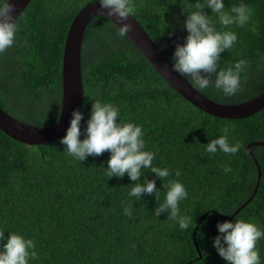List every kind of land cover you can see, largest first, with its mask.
<instances>
[{
    "label": "trees",
    "instance_id": "16d2710c",
    "mask_svg": "<svg viewBox=\"0 0 264 264\" xmlns=\"http://www.w3.org/2000/svg\"><path fill=\"white\" fill-rule=\"evenodd\" d=\"M193 2L134 0L133 17L170 62L175 44L184 42V12L193 10ZM240 2L225 0L226 6ZM243 2L252 15L243 27L232 26L238 40L221 54L220 64L249 62L241 74V90L225 97L212 88L197 89L184 76L217 103L238 104L264 90V0ZM88 4L31 0L18 16L16 42L0 54V108L8 115L40 128L57 123L66 33L76 13ZM111 23L95 17L84 31L81 128L96 99L117 106L120 120L140 124L147 150L156 153L153 164L171 172L162 181L145 173L147 179H155L160 199L146 195L133 201L129 196L133 182L127 174L105 175L107 151L79 162L66 154L60 138L27 146L0 131V228L35 240L37 258L29 264H226L212 247L218 221L240 218L264 229V146H251L261 171L256 194L228 219L256 183L257 170L246 146L264 142V109L237 120L197 109L165 83L127 37H118ZM225 127L229 141L239 142L241 150L234 156L207 153L206 144ZM223 166L231 172L223 173ZM175 170H180L179 177ZM173 179L189 193L180 204L181 212L193 217L188 230H181L166 214H153L167 191L162 185ZM125 207H131V216L123 214ZM256 246L264 264V239Z\"/></svg>",
    "mask_w": 264,
    "mask_h": 264
},
{
    "label": "clouds",
    "instance_id": "9594fccd",
    "mask_svg": "<svg viewBox=\"0 0 264 264\" xmlns=\"http://www.w3.org/2000/svg\"><path fill=\"white\" fill-rule=\"evenodd\" d=\"M88 3L99 5L96 16L111 18V26L118 37L124 38L132 30V24L128 20L136 11L134 0H88ZM17 7L18 4L13 0H0V54L13 47L16 42ZM192 9L184 12L182 27L187 34L182 44L176 43L174 46L171 69L181 76L189 77L201 91L212 88L225 97H232L241 90V74L247 71L249 62L239 59L230 66L221 67V54L235 46L238 37L231 28L246 25L252 9L243 0L231 6H226L225 0H194ZM168 35H174V30ZM119 117V108L113 103L92 100L82 129L83 113L73 108L68 127L59 143L64 146L69 157L79 162L107 151L109 158L107 167L104 168L108 178H122L127 174L133 182L129 192L133 201L146 195L159 200L160 189L157 188L155 179H147L145 173H152L162 181L171 175L170 169L153 164L156 153L147 150L142 126L124 122ZM222 133L206 144V152L236 155L242 145L229 141V128H223ZM222 171L227 174L231 172V168L223 166ZM180 175V170H175V176ZM162 187L167 188V191L163 202L153 209L154 216L166 214L181 230H188L193 224V217L181 212L180 204L189 196L184 184L173 179ZM123 214L131 216V207H125ZM216 229L217 235L212 238V247L226 264H261L256 245L264 239V229L258 224L234 218L231 221H218ZM5 232L8 233L7 237ZM36 258L34 239L0 228V264H29L30 260Z\"/></svg>",
    "mask_w": 264,
    "mask_h": 264
},
{
    "label": "water",
    "instance_id": "95a60500",
    "mask_svg": "<svg viewBox=\"0 0 264 264\" xmlns=\"http://www.w3.org/2000/svg\"><path fill=\"white\" fill-rule=\"evenodd\" d=\"M30 1L31 0H13L14 3L18 4L16 19ZM98 9V4H88L84 6L76 13L69 24L63 46L61 73L62 95L57 123L50 128H40L15 119L0 108V131L4 135L27 146H38L53 142L65 134L71 110L75 108L80 111L83 103L84 90L81 73L82 39L87 24L93 18L98 17L96 16ZM106 19L109 20L111 18ZM128 22L132 24V30L126 37L136 47L153 70L161 76L165 83L197 109L212 116L230 120L250 117L264 109V90L259 95L238 104L217 103L204 97L184 76H181L171 69V62L154 44L134 17H129ZM256 145L264 146V142H254L246 146V151L253 160L257 170V179L253 192L228 219H232L240 210L249 204L258 189L261 171L251 151V146Z\"/></svg>",
    "mask_w": 264,
    "mask_h": 264
}]
</instances>
